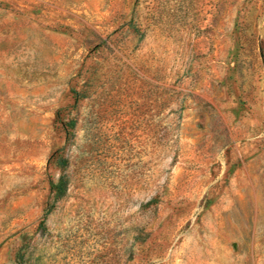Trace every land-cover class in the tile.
I'll return each mask as SVG.
<instances>
[{
  "label": "rangeland",
  "instance_id": "1",
  "mask_svg": "<svg viewBox=\"0 0 264 264\" xmlns=\"http://www.w3.org/2000/svg\"><path fill=\"white\" fill-rule=\"evenodd\" d=\"M0 264H264V0H0Z\"/></svg>",
  "mask_w": 264,
  "mask_h": 264
},
{
  "label": "trees",
  "instance_id": "2",
  "mask_svg": "<svg viewBox=\"0 0 264 264\" xmlns=\"http://www.w3.org/2000/svg\"><path fill=\"white\" fill-rule=\"evenodd\" d=\"M53 188L56 189L57 196H62L65 193L66 183L63 179L56 184H53Z\"/></svg>",
  "mask_w": 264,
  "mask_h": 264
}]
</instances>
